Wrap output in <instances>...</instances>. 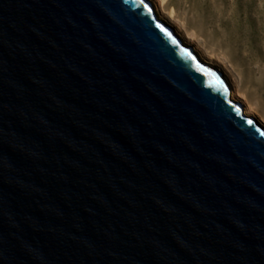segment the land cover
<instances>
[{"label":"water","instance_id":"95a60500","mask_svg":"<svg viewBox=\"0 0 264 264\" xmlns=\"http://www.w3.org/2000/svg\"><path fill=\"white\" fill-rule=\"evenodd\" d=\"M148 0H0V264H264V129Z\"/></svg>","mask_w":264,"mask_h":264},{"label":"rangeland","instance_id":"374dc122","mask_svg":"<svg viewBox=\"0 0 264 264\" xmlns=\"http://www.w3.org/2000/svg\"><path fill=\"white\" fill-rule=\"evenodd\" d=\"M164 8L264 116V0H164Z\"/></svg>","mask_w":264,"mask_h":264},{"label":"bare ground","instance_id":"6f19581e","mask_svg":"<svg viewBox=\"0 0 264 264\" xmlns=\"http://www.w3.org/2000/svg\"><path fill=\"white\" fill-rule=\"evenodd\" d=\"M148 1L155 6L154 13L157 20L171 27L175 32V34L178 36V38L181 39L183 45L186 48L188 47L193 48V51L198 55L199 59L203 63L207 64L209 67L213 69L219 70L223 74L231 90L230 93L231 100L241 104L244 107L243 115L249 118L251 117L255 118L258 124L264 129V116L260 115V113L257 112L255 106L248 101V99L242 92V89L236 83L233 75L226 68V66L222 63L216 62L215 60H213L212 55L204 53L197 45L193 44V41L190 39V37L188 35H185L180 29V27H178V25L174 21L173 14L166 12V9L164 8V0H148Z\"/></svg>","mask_w":264,"mask_h":264}]
</instances>
